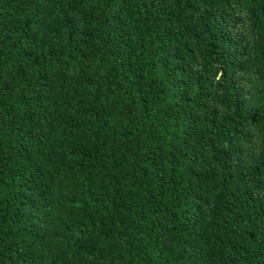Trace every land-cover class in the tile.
<instances>
[{"label": "trees", "instance_id": "trees-1", "mask_svg": "<svg viewBox=\"0 0 264 264\" xmlns=\"http://www.w3.org/2000/svg\"><path fill=\"white\" fill-rule=\"evenodd\" d=\"M0 264H264V0H0Z\"/></svg>", "mask_w": 264, "mask_h": 264}]
</instances>
